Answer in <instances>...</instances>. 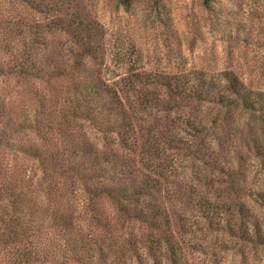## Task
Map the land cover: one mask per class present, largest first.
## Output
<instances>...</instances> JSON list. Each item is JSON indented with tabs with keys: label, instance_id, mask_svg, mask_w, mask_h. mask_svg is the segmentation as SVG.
<instances>
[{
	"label": "trees",
	"instance_id": "obj_1",
	"mask_svg": "<svg viewBox=\"0 0 264 264\" xmlns=\"http://www.w3.org/2000/svg\"><path fill=\"white\" fill-rule=\"evenodd\" d=\"M20 1L38 10L65 6ZM132 1L118 0L125 8ZM202 1L218 19L225 15L224 5ZM52 22L79 47L70 64L46 50L35 26L0 62L32 93L23 95V112L9 110L4 131L23 165L0 180V264H197L196 254L216 259L235 249L247 258L264 248V218L255 210H264V189L230 179L218 186L210 173L220 156L208 137L241 131L232 124L240 115H264V88L236 67L196 72L197 85L189 72L135 63L109 78L84 67V56L94 60L105 45L98 21L75 11ZM26 132L35 138L19 136ZM191 158L204 164L193 163L198 183L185 174Z\"/></svg>",
	"mask_w": 264,
	"mask_h": 264
},
{
	"label": "rangeland",
	"instance_id": "obj_2",
	"mask_svg": "<svg viewBox=\"0 0 264 264\" xmlns=\"http://www.w3.org/2000/svg\"><path fill=\"white\" fill-rule=\"evenodd\" d=\"M44 1L51 7V0ZM154 1L159 6L154 8ZM211 1L226 7L222 19H218L214 11L207 10L202 0H133L128 8L118 0H64L62 9L41 10L20 0H0V62L5 65L4 62L12 59L13 48L20 45L23 34L35 26L33 28L39 34L47 36L46 50L56 53L61 59L59 64H70L79 47L71 34L59 24H53L52 20L58 16L69 17L70 13L77 11L86 20L98 21L104 34L103 49L94 51V60L84 56V67L99 68L109 78L135 63L139 69L170 74L189 72L192 83L197 85L200 79L196 72L211 76L222 68L236 67L246 80L264 88L262 0ZM46 24L50 29L43 27ZM3 68L0 71V180L9 177L10 167L23 165V154L13 153L5 138L9 110L23 112L24 100L32 96L23 83L7 73L6 66ZM247 116L237 115L238 119L232 121V124L239 123L243 127L241 131L234 133V130L220 128L208 134L213 142V152L220 156L217 159L219 169L210 173L218 186H226L230 179L232 184H242V187L264 189V150H257L258 145L264 147V115ZM27 134L35 138L32 132L19 136ZM257 134L261 136L260 142L256 139L259 138ZM216 136L221 138L218 140ZM34 162V159L29 161ZM184 163L187 179L196 183L193 163L198 166H195L197 170L204 164L193 158ZM227 168L233 172L231 176L221 172ZM237 171L242 176L235 174ZM255 210L264 218L262 208L255 206ZM219 255L215 259L209 253H201L196 254L195 259L197 264H264V248L252 250L247 258L235 249L222 251Z\"/></svg>",
	"mask_w": 264,
	"mask_h": 264
}]
</instances>
